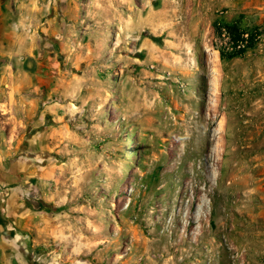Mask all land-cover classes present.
Wrapping results in <instances>:
<instances>
[{
    "label": "rangeland",
    "instance_id": "obj_1",
    "mask_svg": "<svg viewBox=\"0 0 264 264\" xmlns=\"http://www.w3.org/2000/svg\"><path fill=\"white\" fill-rule=\"evenodd\" d=\"M12 5L0 149L32 163L38 214L19 262L264 264V0H71L39 56Z\"/></svg>",
    "mask_w": 264,
    "mask_h": 264
},
{
    "label": "crops",
    "instance_id": "obj_2",
    "mask_svg": "<svg viewBox=\"0 0 264 264\" xmlns=\"http://www.w3.org/2000/svg\"><path fill=\"white\" fill-rule=\"evenodd\" d=\"M5 2L7 9L12 8V4H18L16 19L10 15L12 10H7V22L10 19L16 20L10 25H15L19 29L21 41H26L25 49L29 50L31 55L35 53L39 56V50L48 45L47 39L57 43L61 37L62 23L70 11L63 3H69L71 0H5ZM7 35L8 32L5 33V37H1L0 34V59L4 55H9L8 50H14L15 40L7 41ZM52 50V48L48 50L46 58L51 59L47 54H52ZM2 72L0 69V75L3 76L5 73ZM21 75L26 76L28 73L21 71ZM5 155L0 149V264H21L16 252L22 251L24 243H19L18 235H26L38 225V214L34 211L32 199L34 186L26 180L33 171L32 163L30 166L16 160L6 163Z\"/></svg>",
    "mask_w": 264,
    "mask_h": 264
},
{
    "label": "built area",
    "instance_id": "obj_3",
    "mask_svg": "<svg viewBox=\"0 0 264 264\" xmlns=\"http://www.w3.org/2000/svg\"><path fill=\"white\" fill-rule=\"evenodd\" d=\"M222 37L225 38L229 44L228 47H226V52L228 54L234 55V54H240L244 52L251 42V35L249 33H245L241 35V38L236 40L231 37V35L227 32L226 29H222ZM261 37L256 36L255 41L259 40Z\"/></svg>",
    "mask_w": 264,
    "mask_h": 264
},
{
    "label": "trees",
    "instance_id": "obj_4",
    "mask_svg": "<svg viewBox=\"0 0 264 264\" xmlns=\"http://www.w3.org/2000/svg\"><path fill=\"white\" fill-rule=\"evenodd\" d=\"M252 38L253 37H251V40H252ZM230 56H232V57H234V56H236V54H234V55H230ZM220 57H221V59H226V54L224 53V52H220Z\"/></svg>",
    "mask_w": 264,
    "mask_h": 264
}]
</instances>
